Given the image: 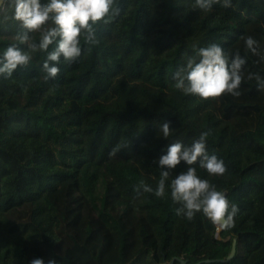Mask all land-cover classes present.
Segmentation results:
<instances>
[{
	"label": "trees",
	"instance_id": "trees-1",
	"mask_svg": "<svg viewBox=\"0 0 264 264\" xmlns=\"http://www.w3.org/2000/svg\"><path fill=\"white\" fill-rule=\"evenodd\" d=\"M117 5L112 22L94 26L98 43L81 38V55L61 58L54 79H44L43 52L0 77V264H264V90L255 79L264 78V0L210 10L195 0ZM17 31L16 22L0 26V53L17 43ZM212 44L245 58L239 96L201 100L174 87L187 58ZM202 132L226 172L191 167L238 207L230 228L200 212L176 214L170 182L184 162L164 197L137 191L140 181L155 190L156 162L171 143L190 145ZM117 145L127 147L110 156Z\"/></svg>",
	"mask_w": 264,
	"mask_h": 264
},
{
	"label": "clouds",
	"instance_id": "clouds-1",
	"mask_svg": "<svg viewBox=\"0 0 264 264\" xmlns=\"http://www.w3.org/2000/svg\"><path fill=\"white\" fill-rule=\"evenodd\" d=\"M231 6V0H195V6L202 10H210L213 5ZM120 14L117 0H0V26L10 21L16 22L18 31L14 43L0 53V77H11L18 67H26L37 52L46 53L42 64L45 80L54 79L60 73L58 65L61 58L64 62H72L81 55V38L84 43L94 45L96 39L95 25L103 22L110 23ZM34 33H39L38 42L32 39ZM245 47L252 54L258 55V42L252 37H241ZM18 45H25L26 50ZM51 50L49 51V48ZM245 58L239 53L231 59L224 50L216 44L197 49L193 56L187 58L186 64L173 75L174 87L185 95H193L201 100L219 98L230 94L239 96L238 89L242 83V67ZM253 77L250 75L249 79ZM258 90H264V78L255 76ZM162 137L171 135L170 122L160 125ZM209 132H202L198 139L190 145L182 142L171 143L167 152L156 162L162 169L157 187L145 184L143 181L136 186L146 193L156 197H164L165 184L172 170L181 162L187 165V170L180 172L171 179L170 195L174 203L180 207L176 214L184 215L191 220L195 213L200 212L214 225L222 229L234 224V216L238 211L235 204L229 203L225 193L216 190L208 180L201 179L192 165L199 161V166L209 175H223L226 167L222 160L215 155H209L206 141ZM121 147L117 145L109 153L115 156ZM30 264H45L41 258L33 259ZM47 264H56L53 259Z\"/></svg>",
	"mask_w": 264,
	"mask_h": 264
},
{
	"label": "water",
	"instance_id": "water-1",
	"mask_svg": "<svg viewBox=\"0 0 264 264\" xmlns=\"http://www.w3.org/2000/svg\"><path fill=\"white\" fill-rule=\"evenodd\" d=\"M225 195H226V193H225ZM218 228H219V230L222 229L219 226H218ZM227 239H228V237L225 240H227ZM234 250H235V239L232 242V248H231L230 253L227 256V259H230L233 256ZM173 262H174V259H172L170 262H164V263H161V264H173ZM178 264H187V263H186V260H183V259L179 258L178 259Z\"/></svg>",
	"mask_w": 264,
	"mask_h": 264
},
{
	"label": "rangeland",
	"instance_id": "rangeland-1",
	"mask_svg": "<svg viewBox=\"0 0 264 264\" xmlns=\"http://www.w3.org/2000/svg\"><path fill=\"white\" fill-rule=\"evenodd\" d=\"M217 226V225H216ZM217 228H218V226H217ZM219 229V228H218Z\"/></svg>",
	"mask_w": 264,
	"mask_h": 264
}]
</instances>
